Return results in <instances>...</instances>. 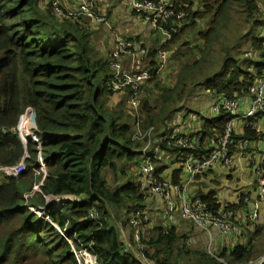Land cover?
Instances as JSON below:
<instances>
[{"label": "trees", "instance_id": "trees-1", "mask_svg": "<svg viewBox=\"0 0 264 264\" xmlns=\"http://www.w3.org/2000/svg\"><path fill=\"white\" fill-rule=\"evenodd\" d=\"M203 1L206 10L198 12L192 9L193 0H170L176 14L156 23L168 31L167 42L160 49H149L143 41L124 38L147 48L143 59L150 72L146 82L149 84L142 98L146 83L141 87L136 114L128 102L133 97L129 87L122 99L110 106L116 93L109 84L118 78V73L112 67L113 53H101L94 43L95 31L90 22L94 19L59 18L45 0H0V166L14 165L25 152L29 154L28 169L18 177L0 174V264H79L72 245L87 247L101 264H142L133 236L129 234L134 250L127 251L119 227L128 222L133 233L131 218L143 211L147 195L138 182L129 179V168L142 167L148 156L143 153L146 133L152 128L166 129V120L185 106L192 89L181 77L174 88H164L158 66L151 60H155L159 50L169 51L188 36L196 21L213 13L216 5L217 19L227 0ZM187 2L188 6L182 5ZM180 9L185 11V20H191L189 25H181L182 19L177 17ZM93 10L96 14V6ZM133 13L145 18L135 9ZM254 47L263 58L255 72L243 68L238 60L227 58L220 72L204 78L200 84L226 99L249 94L248 87L264 75V38L255 39ZM29 106L36 111L38 130L24 145L17 125ZM226 119V113H221L206 122L202 150L212 149L216 138L209 137L219 135V139L224 134ZM136 125L144 138L136 137ZM23 126L28 130L25 120ZM261 132L245 126L244 133L234 136V140L254 142L261 138ZM170 133L164 137L162 148L173 150L183 163L191 152L181 147L169 148ZM40 157L47 171L43 185L26 198L43 178ZM153 164L155 178L166 180L161 177V163L153 158ZM179 174L175 172L171 182L182 185ZM50 195H74L79 200H66L58 208L47 201ZM197 196L212 211L219 210L213 192ZM30 207L41 209L45 215H38ZM91 212L98 217L93 219ZM143 222L137 229L141 230ZM262 230L260 227L257 234ZM140 243L144 247L141 254L153 264H241L257 257L255 243L213 256L190 246L186 236L175 227L154 228L148 236L141 237Z\"/></svg>", "mask_w": 264, "mask_h": 264}, {"label": "crops", "instance_id": "crops-1", "mask_svg": "<svg viewBox=\"0 0 264 264\" xmlns=\"http://www.w3.org/2000/svg\"><path fill=\"white\" fill-rule=\"evenodd\" d=\"M55 1L61 3L67 8H76L80 2L78 0H48V4H52ZM98 1L99 2L96 6V15L100 19L103 17V19H94L90 20V22L92 28L96 31L98 26H101L102 24L100 21H105L104 25L106 26H104V28L101 26L102 30L105 31V34L100 36V41L102 43L107 42V44L110 45L109 47L111 51L108 50L110 53L118 47L119 41L124 38H133L139 42L143 41V45L147 46L149 49L154 47L160 49L164 44H166L167 40L165 35L168 31L162 27L156 26L155 23L151 21V19L142 18L141 16L139 17L138 15H135L133 13V7L130 3V0ZM242 1L247 6V15L244 16L245 20H251L252 22H255L254 28L256 29L261 27L260 24L264 26V19H262V21H260L258 24L253 17L254 11L257 13L264 12V0H241V2ZM193 2V10L198 12H204V10H206L205 7L207 4L205 1L193 0ZM229 3L230 0H227L222 12L218 15L217 19L214 17L217 5L214 6V12H210L207 14V16H205V18L197 20L195 28L192 29L189 34H187L189 36L191 35L192 31H195L196 29L198 30V24L202 23L200 31H197V36H202L204 39V45H202L204 46V52L209 51L213 54L211 57H209L211 60L222 61L220 62V69L216 73L223 69L224 61L227 58H234L236 60L240 59L239 56H228L230 48H224L222 50L224 57H217L214 54L217 53L218 48H210L206 45V43L212 38V35L215 31V25H221L222 14ZM182 5L188 6L189 3H182ZM180 22L181 25H189L191 20H185L184 18ZM249 34L250 39L248 42V47L246 49L237 48L236 54L242 52L251 53L252 58L244 59L242 64L240 62L239 64L242 65L243 68H248L250 71L255 72L256 65L263 60L261 57V51L254 47L255 39L264 38V31L257 33L256 36H254V32ZM187 41H189V39H187L186 42ZM97 48L101 53L106 50V47L104 46L101 48L100 46H97ZM171 49L172 48H170L169 51L159 50L154 58L155 60H151L157 64L162 80V86L167 89H172L175 87L178 77L177 68L171 67L172 69H169V59L172 54ZM163 54L166 55V60L161 59ZM123 56V59L119 62L120 68H122L123 71H130L133 64L131 56H128V54ZM170 72H173L174 75ZM216 73L209 74L208 72H204V78H208L209 76H212ZM261 79H263V75L261 78H258L257 82ZM205 80L206 79H204V81ZM148 84L149 82L143 86V90ZM203 88L204 108L200 110L197 117H189L187 113H185L184 116L182 115V113L187 112V109L190 107V105L194 103L195 98L192 94L189 97V100L185 103V106L174 112V114L166 120V129L157 127L150 129L146 133L147 141L144 144L143 153L152 154L154 159L161 163L164 168L161 175L163 179L173 181V175L178 171L180 172L179 183L185 182L189 178V174L186 173L182 167L183 163L181 162L180 158H177V153H173V150L168 151L162 148L164 137L167 136L172 130L180 131L191 136L197 133H202L206 122L214 117V104L225 99L218 95L215 96L211 91L207 90L205 84L203 85ZM124 92L125 91L116 93L113 98L116 96L118 98L117 94L122 95ZM130 100L131 99L128 100L129 104L131 103ZM240 100L243 102L244 107H246L249 101L248 94L241 97ZM130 107L136 114H138L137 107L134 108L131 104ZM130 107L129 110L133 112ZM176 113H180L182 116H176ZM185 116L190 118L187 122H185ZM259 122L262 136L260 139L252 142V152H247L243 155H240L236 159V163L232 168H228L226 166H216L214 169L197 176L188 187L191 197H198L197 195L200 193L213 192L215 194L216 204L219 206V209L226 206L233 210L234 229L229 235L221 236L215 231H213L211 234L206 233L192 220L186 218L180 210L174 212L173 217H169L166 213L165 200L160 195L152 193L149 190L147 185V177L143 175L141 167L132 165L129 168V179H133L134 181L138 182L142 190L147 194L143 209V211L147 214V220H144L142 224L140 230L142 233L141 237L148 236L150 231L157 227H175L180 234L186 236V241L190 246L202 249L216 257L217 255L222 254L224 251H232L237 246L250 247L252 244H254L256 238L259 235L257 234L258 229L260 227L264 229V198L260 196L261 187L259 180L255 178V174L253 173L254 169L249 166V160H257L260 163L259 165H262V170H264V117L260 119ZM237 126V134H243L245 130V125L243 122L238 121ZM134 129L137 132L141 131L139 125H136ZM218 137L219 135H215V137H209V139L216 138L215 140L217 141ZM248 195L249 197H247ZM66 200L78 201L79 198L74 195L47 196V201L53 203L58 208H60L62 203ZM237 205H240L239 208L234 209L233 206ZM38 210L42 212L41 209ZM130 218L131 217H129V220ZM127 223L128 222L124 221V223L120 224L119 226L122 236L126 241V245L128 241H132V237L130 238V235L132 236V229H129V225ZM262 255H258L253 260L259 259Z\"/></svg>", "mask_w": 264, "mask_h": 264}, {"label": "built area", "instance_id": "built-area-1", "mask_svg": "<svg viewBox=\"0 0 264 264\" xmlns=\"http://www.w3.org/2000/svg\"><path fill=\"white\" fill-rule=\"evenodd\" d=\"M80 1L76 8L64 7L61 3L55 1L51 4V11L59 18L61 17H79L86 16L91 19L101 20L95 13L93 8L97 6L98 0H78ZM133 9L145 15V18L151 19L155 25L160 20L166 21L172 18L176 13L170 4V0H130ZM179 19H184L185 11L180 9L177 12ZM171 34H168V39ZM113 64L112 67L118 73V78H113L109 84L110 89L114 93L124 91L129 87L133 91V97L130 104L136 108L139 104L138 95L142 85H144L150 77V72L144 63V55L147 54V48L138 45L132 40L119 41L118 47L112 51ZM128 54L132 59V68L130 71H123L120 68L118 59L123 55ZM162 60H166V55L161 56ZM249 101L246 107L239 98L224 99L218 101L213 106L214 116H219L221 113H226L227 122L224 134L214 141L211 150L201 149L203 134L188 135L180 131L174 130L167 138L169 148L181 147L188 149L191 153L185 156L183 160V168L189 174L187 181L182 185L175 184L169 180L159 181L155 178L156 167L153 164V155L147 154L142 163L141 171L147 177V185L152 193H156L166 200V213L169 217H173L174 212L178 209L182 214L192 220L200 229L211 234L213 231L221 236L229 235L233 229L234 212L227 207H221L218 211H212L208 204L200 197H191L189 194V184L199 175L214 169L216 166L234 167L236 159L251 150L252 142L248 140L235 141L234 136L237 134V122L242 121L245 126L252 129H260V119L264 117V75L263 79L248 87ZM31 118V123H30ZM23 120L29 124L28 131L22 127ZM26 126V125H25ZM36 111L29 106L19 117L17 132L22 143L26 145L27 139L32 137L37 131ZM138 139H142L145 135L137 132ZM29 154L25 152L19 162L14 165L0 166V173L6 177H18L25 172L28 167L26 159ZM40 169L43 172V178L34 185L32 192L25 195L26 198L31 197L35 192L40 191L43 185L46 168L44 160L39 158ZM260 196L264 198V170L258 168ZM177 196V197H176ZM179 205V207H178ZM30 210L43 216L40 210L30 207ZM90 216L93 219L98 217V214L91 212ZM49 220L48 217H46ZM142 220H147V214L144 211H138L131 218V225L134 230L132 233L133 239L137 247H139L137 255L140 256L142 264H153L150 259L141 254L144 247L140 243L141 233L137 227ZM59 229V228H58ZM65 234L64 230H60ZM134 249L132 241H128L126 245L127 251ZM72 253L75 255L79 264H101L97 255L91 252L87 247L76 248L72 245ZM241 264H264V254L257 260H251Z\"/></svg>", "mask_w": 264, "mask_h": 264}, {"label": "rangeland", "instance_id": "rangeland-1", "mask_svg": "<svg viewBox=\"0 0 264 264\" xmlns=\"http://www.w3.org/2000/svg\"><path fill=\"white\" fill-rule=\"evenodd\" d=\"M45 4H48V0H45ZM97 14L99 15L98 12ZM246 15L247 6L243 1L241 2V0H230V3L227 4L222 14L221 25H215V31L212 35V38L206 43L207 47L218 48L217 53L214 54L215 56L224 57V53L222 52V50L224 48H230L228 56H239L240 59L238 60L241 64L244 59L252 58V54L249 52L236 54V49H246L248 47V42L250 39L249 33L254 32V36H256L257 33L264 31V26L260 24L261 27H259L258 29L254 28L255 22H252L251 20L246 21L244 18V16ZM253 17L256 20V23L259 24V22L264 19V12L257 13L254 11ZM100 23H102L101 26H103L104 28L105 22L100 21ZM101 26L99 25L98 29L96 31L94 30L95 44L97 46H100V48L103 46L106 47V50L103 51V53L107 55L111 51L109 47L110 45H108L107 42L102 43L100 41V36L105 34V31L102 30ZM201 26L202 23L198 24V30L196 29L195 31H192L191 35L189 36L185 35L175 45H173V48L171 49L172 54L169 59V69H178L177 82L181 77L183 82L186 83L188 87L192 88L190 91V96L193 94L195 98L194 103L190 105V107L187 109V112L182 113L183 116L185 115V113H187L189 117H197L200 110L204 108V88L203 85L200 84L204 80V72H208L209 74L216 73L220 69V62H222L218 60H211L209 57H211V55L213 54L209 51L204 52V46H202L204 45V39L202 36H197V31H200ZM187 39H189V41L186 42ZM123 57L124 56L120 57L118 61L120 62ZM170 73L174 75L173 72ZM117 95L118 98L116 96L110 102L111 107H114L122 99V96L120 94ZM144 96L145 91L143 90L141 98ZM182 115L180 113H176V116ZM188 116H185V122L190 119ZM252 151L253 150H249L248 152ZM249 164V166L254 169L253 173L255 174V178L259 180L258 168L262 169V165H259L260 163L257 160H249ZM247 197H249V195ZM41 214L43 216L45 215V213ZM255 245L257 247L256 256L264 254V229L256 238Z\"/></svg>", "mask_w": 264, "mask_h": 264}, {"label": "bare ground", "instance_id": "bare-ground-1", "mask_svg": "<svg viewBox=\"0 0 264 264\" xmlns=\"http://www.w3.org/2000/svg\"><path fill=\"white\" fill-rule=\"evenodd\" d=\"M27 132H29L28 130H26Z\"/></svg>", "mask_w": 264, "mask_h": 264}, {"label": "water", "instance_id": "water-1", "mask_svg": "<svg viewBox=\"0 0 264 264\" xmlns=\"http://www.w3.org/2000/svg\"><path fill=\"white\" fill-rule=\"evenodd\" d=\"M46 168V167H45Z\"/></svg>", "mask_w": 264, "mask_h": 264}]
</instances>
